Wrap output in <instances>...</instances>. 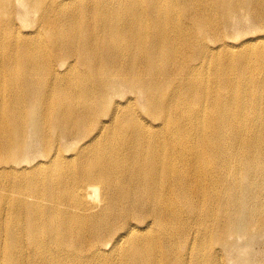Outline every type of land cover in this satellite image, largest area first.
<instances>
[{"label": "bare ground", "instance_id": "1", "mask_svg": "<svg viewBox=\"0 0 264 264\" xmlns=\"http://www.w3.org/2000/svg\"><path fill=\"white\" fill-rule=\"evenodd\" d=\"M0 264H264V0H0Z\"/></svg>", "mask_w": 264, "mask_h": 264}]
</instances>
